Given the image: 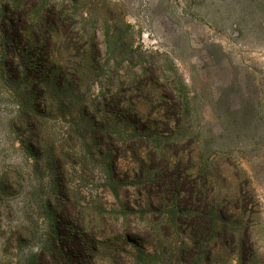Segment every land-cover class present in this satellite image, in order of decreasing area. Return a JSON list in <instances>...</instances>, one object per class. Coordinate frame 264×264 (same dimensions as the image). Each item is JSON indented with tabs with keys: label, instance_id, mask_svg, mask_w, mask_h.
<instances>
[{
	"label": "rangeland",
	"instance_id": "obj_1",
	"mask_svg": "<svg viewBox=\"0 0 264 264\" xmlns=\"http://www.w3.org/2000/svg\"><path fill=\"white\" fill-rule=\"evenodd\" d=\"M8 2L0 0V264L50 260L52 226L59 229L57 246L68 256L69 264L125 262L126 251L133 245L123 244L125 252L116 259L109 243L98 244V249L85 248L82 243L90 229L67 226L60 219L64 203L102 210L107 225L121 229L112 233L120 243L125 242L126 227L133 239L146 230L142 219L145 205L128 200L137 197L136 185L122 184L118 199L106 179L109 170L127 181L141 171L144 153L134 154L122 144L129 139L131 127L127 122L110 126L122 149L116 157L111 152L107 158L94 150L96 143L90 136L84 137L85 123L78 110L81 99L93 101L114 90L106 31L110 29L113 35L115 25L120 42L138 47L146 58L155 56L163 73H177V85L186 84L192 115L185 125H193L205 153L223 156L225 173L227 158H232L251 177L261 203L256 236L264 264V0H52L49 12L65 7L75 14V28L96 31L95 43L102 54L97 65L85 71L91 81L79 85L85 97L67 87L56 94L58 102L63 100L66 105L45 110L42 121L48 144L41 152L29 137L24 111L31 91L44 75L35 77L29 72L18 57L17 46L4 39L12 30ZM105 5L114 6L116 13L106 17ZM115 58L122 61L119 74L123 77L129 78L140 67V61L132 62L125 52L118 51ZM71 72L69 64H64L63 74L71 76ZM58 80H62L60 75L41 84L50 89ZM134 101L142 112L162 105L146 95L134 97ZM188 137L189 141L190 134ZM186 142L184 148L189 150L190 141ZM58 160L64 165L69 202L55 194L62 187L54 165Z\"/></svg>",
	"mask_w": 264,
	"mask_h": 264
},
{
	"label": "trees",
	"instance_id": "obj_2",
	"mask_svg": "<svg viewBox=\"0 0 264 264\" xmlns=\"http://www.w3.org/2000/svg\"><path fill=\"white\" fill-rule=\"evenodd\" d=\"M51 2L10 0L6 4L12 30L4 39L17 46L18 57L29 72L35 77L38 73L44 75L31 91L24 111L29 137L40 152L48 144L42 121L45 110L66 105L63 100L58 102L57 93H63L67 87H74L75 92L85 97L79 85L90 79L85 71L97 65L102 54L95 43L96 31L75 28V14L65 7L49 12ZM103 9L106 17L115 12L111 5ZM117 29L115 25L113 35L110 29L106 31L114 90L93 101L81 99L78 110L85 123L84 137L90 136L96 143L94 150L107 158L112 156L111 152L116 157L122 149L120 139L110 132V126L127 122L131 127L129 139L122 144L134 154L144 153L141 171L127 181L109 170L106 179L118 199L122 184L136 185L137 197L127 196L129 201L145 205L142 219L146 230L134 234L133 239L126 227L125 242L120 243V238L112 233L121 229L108 226L102 210H87L80 204L61 205L63 217L60 219L79 230L87 231L89 227L91 233L83 240L84 247L91 245L92 249H98V244L109 243L113 248L111 253L116 256L113 259L125 252L123 244L133 245L134 248L126 251L128 256L122 264H151L156 260L160 264H231L233 261L262 264L263 253L256 236L261 203L251 177L232 158H227L229 166L225 173L223 156L205 153L193 125L190 123V128L185 125L192 115L186 84L177 85V73H163L164 68L155 56L146 58L138 47L120 42ZM118 51L125 52L132 62L140 61V67L129 78L119 74L122 61L115 58ZM64 64L72 68L71 76L63 74ZM57 75L62 77L61 81L50 89L42 86L41 83L48 84ZM145 95L151 102H160V108L142 112L134 97ZM189 134L190 148L185 150L184 140L188 145ZM106 139L112 142L106 143ZM50 149L57 150L52 146ZM54 163L62 178L61 191L55 194L69 202L71 194L64 165L59 160ZM125 192L130 193L128 189ZM52 227L54 241L48 253L50 260L44 259V264H69L68 256L57 246L59 229ZM101 234L106 238L100 239ZM113 262L118 264L116 260Z\"/></svg>",
	"mask_w": 264,
	"mask_h": 264
}]
</instances>
